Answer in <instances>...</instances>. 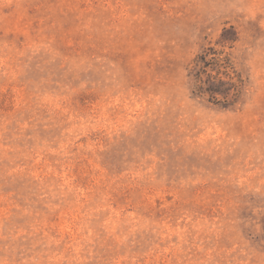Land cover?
Returning a JSON list of instances; mask_svg holds the SVG:
<instances>
[{
	"label": "rangeland",
	"instance_id": "obj_1",
	"mask_svg": "<svg viewBox=\"0 0 264 264\" xmlns=\"http://www.w3.org/2000/svg\"><path fill=\"white\" fill-rule=\"evenodd\" d=\"M0 264H264V0H0Z\"/></svg>",
	"mask_w": 264,
	"mask_h": 264
},
{
	"label": "trees",
	"instance_id": "obj_2",
	"mask_svg": "<svg viewBox=\"0 0 264 264\" xmlns=\"http://www.w3.org/2000/svg\"><path fill=\"white\" fill-rule=\"evenodd\" d=\"M212 51V50H211ZM210 52H205L198 57L195 73L194 93L198 96L208 97L210 102L221 105L223 107H232L237 103L242 90L238 82H234L233 78L224 79L220 75V60L213 57L208 59ZM227 68V66H225ZM198 69V70H197ZM217 74L212 75L209 70H216ZM223 74L228 77V73Z\"/></svg>",
	"mask_w": 264,
	"mask_h": 264
}]
</instances>
